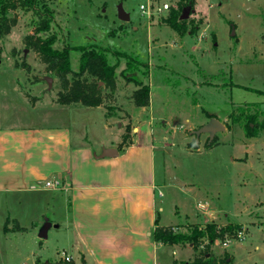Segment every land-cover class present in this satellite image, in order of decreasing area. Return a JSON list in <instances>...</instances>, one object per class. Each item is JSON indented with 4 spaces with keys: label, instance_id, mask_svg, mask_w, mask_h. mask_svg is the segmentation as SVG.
<instances>
[{
    "label": "rangeland",
    "instance_id": "rangeland-1",
    "mask_svg": "<svg viewBox=\"0 0 264 264\" xmlns=\"http://www.w3.org/2000/svg\"><path fill=\"white\" fill-rule=\"evenodd\" d=\"M44 1L54 11V47L99 45L111 51V62L117 60L116 88L105 99L113 114L104 118V105L72 109L55 103L58 77L23 42L36 17L17 10L16 24L0 35V126L48 127L66 121L76 141L93 147L118 140L122 145L128 132V139L148 143L157 179H164L155 189L159 225L189 233L209 221L241 224L210 244L203 238L195 249L188 241L155 243L146 252L150 264H192L206 248L216 256L231 255L217 264H264V0H196L187 16L195 31L184 35L161 20L177 0ZM150 2L152 7L166 2L168 8L142 12L139 5ZM120 3L128 21L118 18ZM113 50L146 62L124 74L148 83V106L133 104L137 86L121 73L125 59H117ZM78 55L71 50L73 70ZM45 75L52 77L49 89ZM246 104L250 112L255 111L252 104L258 105L257 121L263 123L251 138L244 134L245 119L237 107ZM208 114L221 120L224 130L215 133L211 146L205 145L207 133L196 144L192 130L207 122ZM63 198L50 191L0 194V264L53 262L63 259L62 252H72ZM45 217L59 226L52 223L41 238ZM6 219L8 231L3 230ZM16 224L22 228L15 229ZM74 262L81 264L80 256L74 254Z\"/></svg>",
    "mask_w": 264,
    "mask_h": 264
},
{
    "label": "crops",
    "instance_id": "crops-1",
    "mask_svg": "<svg viewBox=\"0 0 264 264\" xmlns=\"http://www.w3.org/2000/svg\"><path fill=\"white\" fill-rule=\"evenodd\" d=\"M61 105L78 109L82 104ZM119 141L99 147L76 141L66 121L0 126V194L50 191L60 201L63 196L72 234V252L66 254L73 261L75 254L83 264H150L146 252L156 246L150 238L155 189L164 179H157L148 143L132 136L119 151ZM107 147L117 154L99 156ZM42 180L58 185L45 187Z\"/></svg>",
    "mask_w": 264,
    "mask_h": 264
},
{
    "label": "trees",
    "instance_id": "trees-1",
    "mask_svg": "<svg viewBox=\"0 0 264 264\" xmlns=\"http://www.w3.org/2000/svg\"><path fill=\"white\" fill-rule=\"evenodd\" d=\"M196 0H177L176 5L168 9L167 14L161 18L162 22L175 30L179 35L185 33H193L195 25L189 17L180 19L179 16L184 7L188 6L193 9ZM17 10L32 11L35 15L34 26L31 33L24 36L23 42L27 48L32 49L38 56L39 60L44 63L45 70L48 73L58 77L60 89L56 93V102L59 104L79 103L84 106L104 105L106 108L105 115H112L113 108L105 105V99L113 94L116 88L115 75L117 60L111 62L109 60L108 48L99 45H64L61 48L54 47L57 39L55 32L51 31L52 22L54 20L53 9L44 0H0V35L10 32L11 28L17 22ZM76 50L78 55V68L73 70L70 66V52ZM113 54L118 59H125V66L121 73L130 72L139 66H145L146 62L142 61L136 54L124 51L113 50ZM124 76L127 79L134 80L136 88L131 93V100L135 106L146 107L150 100V86L142 80L133 77ZM206 83H209L208 81ZM255 111L250 112L249 104L246 106L238 105L240 116L245 119L244 134L246 137H255L258 133L262 122L257 121V115L260 110L258 105ZM214 115L208 114V117ZM238 116H234L232 120H237ZM128 132L122 135V145L118 146L121 151L127 143ZM208 140V139H207ZM215 140L205 142V145L211 146ZM8 219L5 220L3 230L8 231L12 228L7 226ZM22 227L16 224L15 229ZM241 224L236 222H228L224 225H218L214 221L206 222L203 226L195 225L189 233L175 231L172 227L159 225L158 214L156 212L154 218V227L150 236L155 243L160 244H177L188 241L192 244L193 249L197 248L205 238L208 244L216 239H223L226 232L235 233L240 230ZM208 247V246H207ZM231 259V255L224 253L223 256L214 255L208 248L200 255H194L192 264H217L224 263ZM64 264H74L72 259L68 261L59 259ZM47 261L37 259V264H48ZM81 264L83 259L81 257Z\"/></svg>",
    "mask_w": 264,
    "mask_h": 264
},
{
    "label": "water",
    "instance_id": "water-1",
    "mask_svg": "<svg viewBox=\"0 0 264 264\" xmlns=\"http://www.w3.org/2000/svg\"><path fill=\"white\" fill-rule=\"evenodd\" d=\"M193 11V9H191ZM190 13V8L188 6L184 7L179 18L183 19L186 18ZM118 18L122 21H128L129 20V14L126 12L122 6L121 3L118 5V12H117ZM233 34V33H232ZM44 79L47 84V88H51L52 86V77L45 75ZM224 123L219 120L216 116L209 117V120L203 124H201L197 129L192 130L193 134L195 135V143H198V138L201 133H207L208 134V142L211 141V139L214 137L215 133L220 130H224ZM117 154V149L114 147H107L103 148L99 156H113ZM51 222L47 217L44 218V222L40 226L38 230V236L41 238H45L47 236V229L50 227ZM48 264H64L62 261H53L49 262Z\"/></svg>",
    "mask_w": 264,
    "mask_h": 264
},
{
    "label": "built area",
    "instance_id": "built-area-1",
    "mask_svg": "<svg viewBox=\"0 0 264 264\" xmlns=\"http://www.w3.org/2000/svg\"><path fill=\"white\" fill-rule=\"evenodd\" d=\"M139 8L142 12H146V13L150 14L151 12H160L164 9H167L168 4L166 2H164L161 6L152 7L151 2H150L148 4H140ZM40 183H41V185H44L45 187H52V188H54L58 185V181H56V180H44V181L42 180ZM62 257L66 261H68L70 259V257L64 252H62Z\"/></svg>",
    "mask_w": 264,
    "mask_h": 264
}]
</instances>
